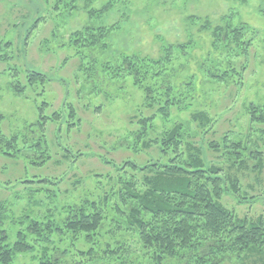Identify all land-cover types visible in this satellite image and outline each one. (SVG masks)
I'll return each instance as SVG.
<instances>
[{"label":"rangeland","instance_id":"rangeland-1","mask_svg":"<svg viewBox=\"0 0 264 264\" xmlns=\"http://www.w3.org/2000/svg\"><path fill=\"white\" fill-rule=\"evenodd\" d=\"M110 1L95 0L85 10V0H0V41L13 45V49L0 51L8 57L0 61V113L5 117L1 132L7 138L17 137L22 151L15 157L0 154V204L5 208L0 216L12 237L13 221L22 216L43 217L47 209L109 191V177H116V167L124 162L139 166L167 162L159 145L146 149L142 143L135 144L132 133L139 127L131 118H148L155 111L143 107L144 93L131 78L116 77L111 70L128 56L158 60L165 46L192 42L195 48L180 60L184 65L176 66L172 78L177 86L191 76L196 78L194 101L180 111L173 108L169 122L158 117L149 131L150 139L161 138L175 123L196 132L191 116L207 111L214 123L213 132L204 140L219 141L232 132L236 139L246 137L248 147L261 151L264 159V125L251 124L248 113L250 104L264 108V0H116L110 12L90 16L89 11L100 10ZM207 24L247 28L246 38L252 45L245 56L233 59L243 75L241 85H220L205 78L204 66L211 73L225 68L224 55L211 53V35L203 30ZM112 26L117 30L108 34L105 47L88 48L84 42H73L74 34L88 27ZM28 71L44 74L46 83L38 81L23 94H14L11 84L27 85ZM69 107L75 110V119H70ZM56 113L62 118L60 128L48 121L43 131L40 117L51 118ZM35 143L42 148L31 149ZM211 159L215 158L211 155ZM46 180L51 185L42 183ZM245 182L246 187H254L249 194L258 197L257 203L238 206L230 198L223 203L240 216H264V172L246 173ZM41 189L52 191V197L36 193ZM127 240L125 255L89 264H152L135 236ZM77 248L85 251L89 246ZM38 250L18 256L14 264H37L33 259L41 255ZM75 255L66 257L63 264L85 262Z\"/></svg>","mask_w":264,"mask_h":264},{"label":"trees","instance_id":"trees-1","mask_svg":"<svg viewBox=\"0 0 264 264\" xmlns=\"http://www.w3.org/2000/svg\"><path fill=\"white\" fill-rule=\"evenodd\" d=\"M85 1L86 10L95 0ZM115 5L116 0H111L89 14L103 15ZM116 28L88 27L75 33L73 42H84L88 48L105 47L108 34ZM203 30L211 35V53L224 55L222 65L225 66L215 73L204 66L205 78L220 85H241L243 75L235 68L233 59L245 56L252 45L251 39L246 38L247 28L207 24ZM193 46L192 42L165 46L158 60L132 55L111 68L114 76L131 78L133 85L144 93L143 107L155 111L148 118H131L139 127L135 134L132 133L135 144L142 143L146 149L159 145L161 153L168 157L167 162L144 166L124 162L116 167L117 176L109 177V191L61 208L47 209L43 217L22 216L13 221V237L0 216V264H14L18 256L33 254L38 249L41 255L33 259L37 264H63L66 257L74 254L86 260H75L73 264H89L104 258L111 260L128 253L127 238L130 236L137 238L152 264L168 261L177 264H264V216H240L223 203L225 198L232 199L238 206L259 201L252 194L254 187H246L245 181L246 173L260 175L264 172L262 152L248 147L246 137H232V132L225 133L219 141L204 140L213 132L214 123L207 111L191 116L196 132L183 123H175L161 138H149V131L158 117L169 122L173 108L180 111L194 101V76L179 86L172 81L174 69L177 65L183 67L180 60L189 55L188 50ZM3 49H13L12 43L0 41V51ZM6 59L8 57L0 55V61ZM245 70L243 66L242 71ZM26 79L25 86L16 81L11 84L14 94H23L27 86L33 87L38 81L43 84L47 81L46 76L37 71H28ZM69 109L70 119H75V110ZM248 113L251 124L264 125L263 107L250 104ZM4 118L0 113V154L15 157L22 151L17 137L7 138L2 134ZM48 121L59 125L62 118L58 113L51 118L41 116L43 131ZM145 138L147 140L142 142ZM35 144L30 148H42L41 143ZM210 154L215 159H211ZM104 163L112 164L110 161ZM42 183L51 185L47 180ZM50 192L41 189L36 193H45V198L50 199ZM3 206L1 203L0 214L5 210ZM103 240H106L104 244ZM59 245H66V248L61 249ZM79 245L89 246V249L78 250Z\"/></svg>","mask_w":264,"mask_h":264}]
</instances>
